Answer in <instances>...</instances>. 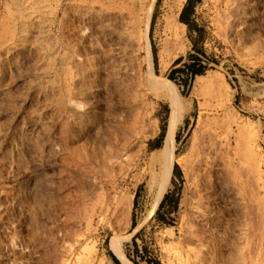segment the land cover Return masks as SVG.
Instances as JSON below:
<instances>
[{"label":"rangeland","instance_id":"rangeland-1","mask_svg":"<svg viewBox=\"0 0 264 264\" xmlns=\"http://www.w3.org/2000/svg\"><path fill=\"white\" fill-rule=\"evenodd\" d=\"M186 3L0 0V264H264V0Z\"/></svg>","mask_w":264,"mask_h":264},{"label":"trees","instance_id":"trees-1","mask_svg":"<svg viewBox=\"0 0 264 264\" xmlns=\"http://www.w3.org/2000/svg\"><path fill=\"white\" fill-rule=\"evenodd\" d=\"M202 0H187V3L181 13L180 16V21L181 23H183L184 25H186L190 31V34L195 31V22L193 20V16L195 13V9L197 7V5L201 2ZM201 39V36L199 38V40ZM200 41H196L193 40V49L195 53H191L188 56V60L189 63H183L184 59L180 58L178 59L174 66L171 69L170 75H169V79L171 81L168 80L167 86H166V91L168 93V95L172 98L173 100V94H171V91H175L177 92L176 86L174 83H176L178 86L180 87H185V88H189L191 85V81H193V79L196 76H202L204 75L207 70H209V66L203 64L202 60L199 57V54L204 55L205 52L203 50L202 47L199 46ZM150 50L152 53V49H151V44H150ZM197 52V53H196ZM153 57V54H152ZM155 62L157 63V58L155 57ZM182 64L181 67H178ZM182 77L180 81H178V78ZM174 82V83H173ZM165 128H163V131L161 133V136L158 139V145L152 146L151 150H156V149H160L162 147V142L165 138ZM168 167L171 169H174V163L173 162H169L168 163ZM174 174L175 176L180 177V179H182V175L180 172L179 167L176 165L175 166V170H174ZM169 198H173V201L171 203V211H177L178 206H179V198H175L173 194H166L163 201H159V210L156 213V219L164 224V225H171L172 223L165 218L163 215H161V210L164 208V206L167 204L168 199ZM161 202V204H160ZM134 228H135V224H134ZM144 230H141L140 232H138L132 241V244L134 246V256H132L130 253H128V258L134 263V264H139L138 262V258L144 262H146L147 264H161V261L158 258H154L151 256L149 249L147 246H144V248L141 250L137 240L142 236ZM110 256L112 258V260L114 261L115 264H121V262L119 261V259L112 253H110Z\"/></svg>","mask_w":264,"mask_h":264},{"label":"bare ground","instance_id":"bare-ground-1","mask_svg":"<svg viewBox=\"0 0 264 264\" xmlns=\"http://www.w3.org/2000/svg\"><path fill=\"white\" fill-rule=\"evenodd\" d=\"M166 156H167L166 154L160 153L158 156L153 157V161L161 162V167H162L166 161ZM114 246L118 251H120V247L118 243H114Z\"/></svg>","mask_w":264,"mask_h":264}]
</instances>
